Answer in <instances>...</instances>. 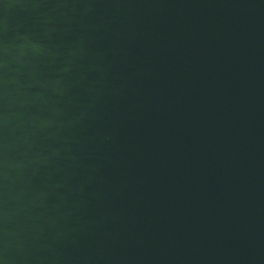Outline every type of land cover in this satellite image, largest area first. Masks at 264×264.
Masks as SVG:
<instances>
[{
  "label": "water",
  "instance_id": "1",
  "mask_svg": "<svg viewBox=\"0 0 264 264\" xmlns=\"http://www.w3.org/2000/svg\"><path fill=\"white\" fill-rule=\"evenodd\" d=\"M0 264H264V0H0Z\"/></svg>",
  "mask_w": 264,
  "mask_h": 264
}]
</instances>
